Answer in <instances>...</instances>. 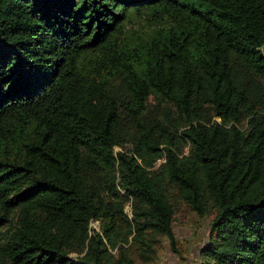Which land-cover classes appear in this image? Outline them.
<instances>
[{"label": "trees", "instance_id": "16d2710c", "mask_svg": "<svg viewBox=\"0 0 264 264\" xmlns=\"http://www.w3.org/2000/svg\"><path fill=\"white\" fill-rule=\"evenodd\" d=\"M173 198L264 264V0H0V264L178 256Z\"/></svg>", "mask_w": 264, "mask_h": 264}, {"label": "rangeland", "instance_id": "374dc122", "mask_svg": "<svg viewBox=\"0 0 264 264\" xmlns=\"http://www.w3.org/2000/svg\"><path fill=\"white\" fill-rule=\"evenodd\" d=\"M135 29L143 30V28ZM184 152H186V147ZM173 204L174 214L171 229L178 256L169 250L167 242L163 238H159L154 257L147 264H198L199 262L200 249L209 237L211 212L208 211L203 218H200L176 198H173ZM125 212L129 215L128 207H125ZM90 227L97 229V223L91 222ZM133 262L141 264L135 257H133Z\"/></svg>", "mask_w": 264, "mask_h": 264}]
</instances>
